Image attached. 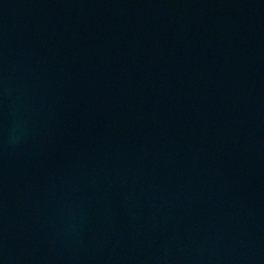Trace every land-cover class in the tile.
I'll return each instance as SVG.
<instances>
[{"label":"water","instance_id":"obj_1","mask_svg":"<svg viewBox=\"0 0 264 264\" xmlns=\"http://www.w3.org/2000/svg\"><path fill=\"white\" fill-rule=\"evenodd\" d=\"M0 264H264V0H0Z\"/></svg>","mask_w":264,"mask_h":264}]
</instances>
